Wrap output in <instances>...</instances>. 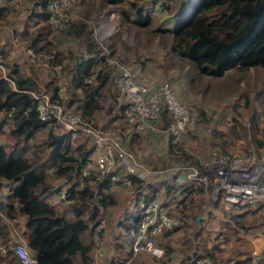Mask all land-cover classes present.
Here are the masks:
<instances>
[{"label": "trees", "instance_id": "16d2710c", "mask_svg": "<svg viewBox=\"0 0 264 264\" xmlns=\"http://www.w3.org/2000/svg\"><path fill=\"white\" fill-rule=\"evenodd\" d=\"M46 2L37 0L35 5L40 9L33 10L30 17L46 21ZM101 2L110 5L124 3L127 8L119 9L124 21L133 22L141 28L149 27L151 14L136 1ZM161 5V11L170 10L166 4ZM188 6L189 13L175 26L150 30L152 34L163 37L171 53L191 62L199 75L222 76L229 70L264 68V0H180L177 9L169 14L176 19ZM5 13L6 7H0V18ZM47 33L38 32L29 40V46L37 52L52 55L54 64L62 63L64 55L55 49L53 41L46 37ZM64 33L78 39L88 54L73 58L63 68H67L70 74L73 89H80L82 95V98L78 97L74 91L67 105L72 106L75 101L81 100L73 108L80 111L87 121L93 122L95 114L102 108L101 99L110 97V108L118 102L120 92L111 77L109 66L107 69L97 67L103 62L102 48L95 40L89 23L77 19L68 25ZM93 71H96L94 80L86 82L85 78ZM7 76L11 81L0 74V133L4 132L3 126L8 120L12 121L8 125L10 141L0 142V191L3 197L0 207L4 213V217L0 216V247L12 239L7 221L24 217L22 234L35 256L36 264H96L95 233L91 225L97 220L98 206L115 204L109 190L110 179L98 178L94 172L80 177L89 149L84 143L71 144L72 131L54 132L48 121L38 118L35 99L24 91H35L38 88L36 80L22 76L15 64ZM44 86L55 93L54 97L57 96V82L48 80ZM161 116L166 124L168 117L164 110ZM42 129H46L45 138L32 142L34 135ZM169 144V154L175 161L197 164V159L187 154L183 147ZM228 146L222 139L220 150L229 151ZM52 179H63L64 183L56 186ZM81 180L82 185L75 188ZM132 180L130 186L135 185L136 190L149 187L145 180L135 176ZM61 189L68 191L62 199L59 198ZM203 190L204 187L199 184L195 187L189 185L181 201L182 209L193 205L194 196ZM53 195H58L57 202L52 201ZM185 198L188 199L187 203ZM61 203L66 204L67 208L60 210L57 204ZM85 211H88L86 217L83 215ZM180 216L183 218L182 214ZM125 225L128 231L129 223ZM179 227L163 235L168 237ZM163 247L165 253L160 262L168 264L174 247L168 243H164ZM4 248V253L0 251V264H22L12 249ZM203 254L192 252L188 258ZM206 254L211 255L210 252Z\"/></svg>", "mask_w": 264, "mask_h": 264}, {"label": "rangeland", "instance_id": "374dc122", "mask_svg": "<svg viewBox=\"0 0 264 264\" xmlns=\"http://www.w3.org/2000/svg\"><path fill=\"white\" fill-rule=\"evenodd\" d=\"M36 1L15 0L11 2L12 6H9L5 16L0 18V63L3 65V68L0 67V74L7 76L8 71L15 64L22 76L36 80L38 85V88L35 89L36 92L46 91L45 82L53 80L65 85L67 99L72 96L74 91L78 93V97L82 98L80 89H73L67 68L64 70L63 68L70 64L73 58L85 56L84 46L78 39L52 27L47 21L35 22L30 14L33 10L40 9L35 5ZM133 1L143 8L146 6L149 10L154 1L170 7L167 12L152 11L150 13L152 20L149 28H151L159 25L166 13L174 12L180 0ZM122 7L127 8V5L124 3L104 4L101 0H73L69 5V11L73 14V18L86 20L93 30L100 24L103 28L113 25L114 21L110 19V12H116L119 24L114 32L107 38L100 39L97 36L95 39L100 47H106L109 51L112 49L114 56L133 68L141 67L150 80L154 79L152 81L158 83L170 78L181 80V88L176 94L187 108L195 111V122L188 126V135L186 133L180 143L187 154L193 155L196 159L202 157L208 151L220 149L222 139H225L229 144L227 148L229 151H264V68L250 67L246 70H229L222 76L199 75L191 62L179 59L169 51V46L162 36L152 34L148 27L141 28L133 22L124 21L119 11ZM40 31H48L46 37L52 40L55 49L64 55L60 73H55L52 65L34 64L22 51L14 56L11 53L15 43L29 45V40ZM118 34L121 37H119L121 39L119 41L116 39ZM113 35L114 37H112ZM113 42L112 47H109ZM147 65L160 78L156 79L154 75H149ZM104 67L107 69L108 66H102V68ZM109 69L111 77L114 79L115 70L110 66ZM80 101H75L72 107L78 105ZM101 103L102 108L95 114L94 120L90 124L102 128L122 141L127 149L147 168L161 171L166 167L182 164V160L174 161L170 154L165 162L155 151L157 149L155 147L157 141L154 140L156 136L147 131L136 132L131 128L124 118L123 108L119 109V106L124 103L120 94L118 102L110 108V97L102 98ZM11 122L9 119L8 123L3 126L4 132L0 133V142L10 141L8 125ZM57 131L58 133L66 132L64 130ZM74 133L77 132H72L69 139L73 146L84 143L88 148L91 145V140L83 132ZM45 136L46 129L39 130L31 141L39 142ZM148 180L156 181L153 178ZM52 183L58 186L64 183V180L52 179ZM114 185L117 186L115 190L117 193L116 203L109 207L98 206L97 218L105 217L108 222L106 231L99 234V244L101 243L110 257L112 255L115 257L113 264H161L160 259L152 258L148 254L122 253L121 248L116 247L118 244H116L115 235L123 231V227L120 228L117 222L120 220L124 222V218L135 207L136 198L133 196L136 188L135 185L128 187L121 183L110 184V192ZM109 190L105 191L109 192ZM209 194L210 191L204 188L202 192L194 196L193 205L188 206L187 209H182L180 205L178 209H175L176 212L179 211V214L183 215V224L169 237L163 238L162 245L164 243L173 245L175 253H178L181 248L189 255L192 252L204 254L210 252L211 256L219 259L222 264H230L229 259L236 257L238 253L250 256L260 243L257 237L259 236L260 239L264 237L261 227L264 206L262 209L255 208L244 211L243 209L252 208L253 205L243 209L231 207L223 198L214 199ZM51 199L55 200V196L53 195ZM188 199L185 198L186 203ZM130 202L131 205L133 204L132 206H130ZM62 204H57L60 210L67 208L66 204ZM238 212L240 214L237 215ZM87 214L88 211H85L84 217ZM21 219L22 217H19L12 222L7 221L12 239L0 247L2 253L5 251L4 247L11 249L18 239L17 235L20 234L23 226ZM125 248L127 249L126 242ZM118 253L119 255L121 253L120 257ZM177 255L180 259V254ZM106 261H109V258Z\"/></svg>", "mask_w": 264, "mask_h": 264}, {"label": "built area", "instance_id": "2783aa9c", "mask_svg": "<svg viewBox=\"0 0 264 264\" xmlns=\"http://www.w3.org/2000/svg\"><path fill=\"white\" fill-rule=\"evenodd\" d=\"M73 0H47L48 16L46 21L58 30L65 31L68 25L77 20L69 11ZM113 25L92 29L97 39L109 37L119 24L116 12H110ZM11 49L13 56L22 51L36 65H52L55 73H60L63 63L53 65L50 54L37 52L29 45L15 43ZM103 62L97 65L110 66L115 70V85L124 99L123 112L126 122L136 132L147 131L154 134L165 132L172 145L178 146L183 141L188 126L195 122L193 109H189L179 99L168 80L155 82L150 80L141 67H131L114 56L102 46ZM0 67L3 65L0 63ZM96 71L91 72L86 82L94 80ZM6 79L11 81L8 76ZM65 86L58 87L57 96L53 91L36 92L24 90L35 99L38 118L48 121L52 130L62 128L72 132H86L92 135L93 143L83 162L80 177L94 172L98 178L109 177L111 184L131 185L132 177L144 179L149 169L118 138L100 127H94L80 111L67 105ZM164 110L169 122L165 124L161 111ZM174 181L197 183L210 191L214 199H224L230 206L243 209L247 206L264 205V151H223L214 149L197 158V164L184 162L174 165ZM82 185V180L75 188ZM67 190L59 191V198L67 196ZM3 200L0 191V205ZM169 201V199H168ZM167 203V201H165ZM167 204L155 196L141 195L135 207L128 214L127 246L133 254L146 253L156 259L164 256V247L158 240L168 230H173L183 223L179 212H173ZM0 216L4 213L0 207ZM264 224V215H263ZM107 227V219L99 216L91 225L95 236ZM11 249L22 264H36V259L26 240L18 234V239ZM255 264H264V238L257 249L251 252ZM177 264H222L211 255H194L182 259Z\"/></svg>", "mask_w": 264, "mask_h": 264}, {"label": "crops", "instance_id": "0c3cea01", "mask_svg": "<svg viewBox=\"0 0 264 264\" xmlns=\"http://www.w3.org/2000/svg\"><path fill=\"white\" fill-rule=\"evenodd\" d=\"M13 1H15V0H0V7H6V12H7V10L12 6L11 2H13ZM150 8L151 9L149 10L146 6H144V10H147L150 13L152 11H160V13L165 12V10L161 11V9L163 8L161 3H158V2H155V1L153 2L152 6H150ZM189 11H190V6H188L184 10V12L182 13L181 16H177L176 19L174 17H172L169 13H166L164 19H162V21H161V23L159 25H157L155 27H151V28L148 27V28H149V30L154 31V30H156L158 28L163 29V28H167V27H173V26H175L176 22L178 23L185 16H187ZM34 20H35V22H39L35 18H34ZM41 22H43V21H41ZM112 37H114V35ZM116 39L118 41L121 40V39H119V37H117ZM111 44L113 45L114 42L111 43ZM85 56H88V54L86 53ZM146 67H148V72L147 73L149 75H151V74L154 75L156 77V79L160 78L159 75L156 72L153 73L151 67H149L148 65ZM152 80H154V79H152ZM167 80L170 82V84H171L172 88L174 89V91L176 93H178V90H179V88H181V84H182L181 80H178L177 78L176 79L175 78H172V79L170 78V79H167ZM57 83H58V86L60 87L61 84L59 83V81H57ZM65 93H66V88H65ZM57 130H59V132H60V131H63L64 129L59 127L57 129H55L54 132H58ZM78 133H82V132H77V133H74V134H78ZM83 134L87 135L88 138L91 140V145L87 148V149L90 150V148L92 146V143H93V137H92L91 134L86 133V132H83ZM152 134L154 136H156L154 140L157 141L155 143L156 144L155 147H157V149H155V151H157L159 153L160 158H163L164 161L166 162L167 161V156L169 155V136L165 132H161L158 135H156L154 133H152ZM187 135H188V133H187ZM187 138H189V137H187ZM155 151H154V153H155ZM172 167L173 166L166 167V168H164V170H161V171H152V173H149L146 178L142 179V180H145L146 183H149V187H145L144 189H140V190H136L135 191V194H134L133 197L136 198V202H137V200L139 199V197L141 195H145V196H148V197L149 196H155V197H157L159 200H161L163 202L167 201V205L171 209H173V210L178 209V207L181 205V201L183 200V198L185 196L186 188H188L189 185H192L193 187H195L198 184L197 183H188L187 181L182 183V184H176V182L174 181V177H175L174 176V169ZM149 178L150 179L153 178V180H156V181L151 182V181L148 180L149 181L148 182L147 179H149ZM169 178H171V179L169 180ZM126 186L129 187L130 185H126ZM116 187H117L116 185L112 186L113 190L111 192L113 194L114 198H115V203H116V199H117V193L115 191ZM168 199H169V201H168ZM55 200L53 199V202H57L58 201V195L55 196ZM132 205H131V202H130V206H132ZM110 206H112V205H110ZM263 206L264 205L259 204V205L253 206L252 208L243 209V210L244 211H248V210H254L255 208H261L262 209ZM21 220H22L21 221L22 224L24 225V222H25L24 217H22ZM127 220H128V217H125L124 218V222L123 221L121 222V220L117 222L120 225L119 226L120 228H121V226L123 227V231H120L119 234L115 235V237L117 238L116 239V244H118V245H116V247L118 249L120 247L121 250L123 251L122 253H127L128 252L130 254H133L129 250L128 246H127V249L125 248V242L127 244V235H128V231L125 228V226H126L125 224L127 223ZM10 222H12V220ZM107 225H108V222H107ZM261 227L263 228V232H264V224H262ZM22 229H23V226H22ZM104 230H102V233H103ZM19 235L22 236L26 240L25 236L22 234V230H21ZM98 238H99V235L95 236V245L97 246V247L95 246V250H94L95 263L96 264H113L112 262H113V259L115 257L113 255H112L113 257L112 256L110 257L108 255L106 249L101 245V243L99 244ZM163 238H166V237L164 235H162V234L158 236V240L159 241H161ZM257 238H259L260 242L262 241V239H260L259 236ZM243 252H245V250H243ZM178 253L181 256V258H180L181 260L184 259V258H188L189 257V254L187 252H184V250H182V248L180 250H178ZM178 253H175L174 250L172 251V253L170 254L171 260L168 262V264H177L178 262L181 261L180 259H178V257H179V255H177ZM137 254H146V253L141 252V253H137ZM134 255H136V254H134ZM118 256L120 257L121 253H120V255L118 253ZM107 258H109V261H106ZM229 262H231L230 264H255L253 259H252V257H251V255L249 256V255H247L245 253H242V254L238 253L236 257L230 258ZM161 264H164V263H161Z\"/></svg>", "mask_w": 264, "mask_h": 264}]
</instances>
